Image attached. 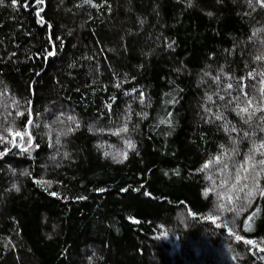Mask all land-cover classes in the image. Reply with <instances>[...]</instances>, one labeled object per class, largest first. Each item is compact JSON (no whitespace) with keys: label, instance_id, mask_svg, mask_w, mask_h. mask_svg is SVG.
Masks as SVG:
<instances>
[{"label":"trees","instance_id":"trees-1","mask_svg":"<svg viewBox=\"0 0 264 264\" xmlns=\"http://www.w3.org/2000/svg\"><path fill=\"white\" fill-rule=\"evenodd\" d=\"M261 73L258 0H3L0 264H264Z\"/></svg>","mask_w":264,"mask_h":264},{"label":"snow or ice","instance_id":"snow-or-ice-1","mask_svg":"<svg viewBox=\"0 0 264 264\" xmlns=\"http://www.w3.org/2000/svg\"><path fill=\"white\" fill-rule=\"evenodd\" d=\"M42 2H43V0H37V3H42ZM258 2L261 3V6H264V0H258ZM0 3H3V0H0ZM13 3H16V0H13ZM52 54L53 53H49V55H52ZM256 59H261V57H256ZM260 75L264 76V73H261ZM249 76H253V73H249ZM262 83H264V81H262ZM231 87H232V85L229 84L228 85V88H231ZM261 92L264 93V88L261 89ZM244 95H247V94L245 93ZM238 98L239 97H237V99ZM247 105H248L247 107L240 108V112L241 113H248L249 112V107L252 106V101L251 100H248L247 101ZM255 111H264V108H257V109H255ZM18 114L23 115V113H18ZM252 114H254V112L249 115V119L251 118V115ZM217 118L219 119V117H217ZM31 123H32V121L29 120L28 121V124H31ZM122 130L123 131H127L126 128L125 129H122ZM232 130L235 131V129H232ZM26 134L27 133H25V132H16L15 133V135L21 137V139H23V136L26 135ZM245 135H247V133H245ZM2 139H3V137H0V140H2ZM129 146L131 147V144ZM255 150L258 151V152H260V154L262 156H264V151H262V150H264V143H261ZM217 159L219 160V157ZM252 160H253V157L250 156L248 158V161H246V164L249 167H251V168H255L256 167V164H253L252 163ZM257 163L259 165H264V159L258 161ZM204 167L207 168L208 165L206 164V165H204ZM241 167H242L243 171H245V172L248 171V167H245L244 165H242ZM262 170H264V169H262ZM244 179H247V177H244ZM239 180H240V176H239V172H238L237 173V183H239ZM245 187H247V185H245ZM240 190L243 191V188H241ZM261 194L264 195V192H262ZM53 195H55V194L53 193ZM247 195L248 196H251L252 195V191L249 190V192L247 193ZM229 200H231V197H229ZM221 207H223V205ZM253 215H254V213H253ZM251 218L252 217L250 216L248 219L251 220ZM209 219H211L213 221V223H215L216 220L218 219V217H209ZM216 226L217 227H221L222 225L221 224H217ZM223 227H227V225H223ZM235 239L237 241H240V240L243 239V237H241L239 235H235ZM244 242L247 243V244H253L254 243L252 240H245ZM261 250L264 251V249H261ZM262 258H264V257H262Z\"/></svg>","mask_w":264,"mask_h":264}]
</instances>
